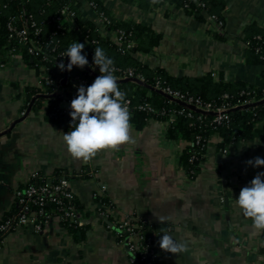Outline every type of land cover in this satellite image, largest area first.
I'll return each instance as SVG.
<instances>
[{
    "label": "crops",
    "instance_id": "0c3cea01",
    "mask_svg": "<svg viewBox=\"0 0 264 264\" xmlns=\"http://www.w3.org/2000/svg\"><path fill=\"white\" fill-rule=\"evenodd\" d=\"M102 1L113 18L140 22L160 34L150 53L134 55L142 65L177 78L211 73L215 80L258 85L261 68L245 62L242 37L250 24L264 28V0H223V26L198 21L166 1L151 2L146 10ZM87 15L96 20L90 11ZM26 85L40 86V76L20 56L6 54L0 62V221L32 174L49 182L60 171L86 214L80 219L84 235L75 241L55 218L37 233L22 226L3 236L0 264H135L128 236L118 227L124 220L146 225L144 241L158 264H264V230H256L234 201L264 172V166L245 163L264 159L263 141H236L222 154L219 137L212 136L199 173L189 177L179 162L186 144L166 138V122L149 120L140 130L131 126V140L119 150H100L84 162L67 151L66 131L44 118L46 104L21 115ZM70 102L65 98L60 107ZM98 198L111 204L107 217ZM160 216L165 223L158 222ZM164 230L186 251H162L158 241ZM151 231L147 239L144 234Z\"/></svg>",
    "mask_w": 264,
    "mask_h": 264
},
{
    "label": "trees",
    "instance_id": "16d2710c",
    "mask_svg": "<svg viewBox=\"0 0 264 264\" xmlns=\"http://www.w3.org/2000/svg\"><path fill=\"white\" fill-rule=\"evenodd\" d=\"M92 2L96 14L103 13L108 23L105 31L109 35L117 33L121 43L117 44L107 37H102L93 20L85 15V7L81 0H0V62L8 53L20 56L23 62L30 69H33L40 76V86L26 85L22 98L23 106L21 112H38L46 104L44 118L63 131H71L70 106L62 108L60 104L63 97L53 88L46 86L44 78L48 77L57 84L64 76L54 59L60 52H66L72 43L78 42L85 45L82 54L91 64L92 69L100 75L99 67L94 65V49L100 47L107 57L114 63L112 67L120 70L131 69L136 76H140L150 87H154L157 80L161 86L169 87L172 91L179 92L185 98L198 99L203 104H209L212 110L224 108L231 110L245 104H252L264 99V28L256 24L248 25L243 31L242 43L244 44V59L249 65L261 68L258 85H251L246 82H229L222 78L214 79L211 73L200 77L177 78L166 73L161 68L150 69L136 60V53L147 54L156 47L160 40V34L154 32L150 27L133 20L121 21L109 15L102 0H85ZM166 1L176 9H181L185 14L193 16L198 21L212 19L216 24L223 26L224 23V1L223 0H158ZM123 4L146 10L151 5V0H120ZM67 9L72 14L66 22L58 21L63 18L62 10ZM31 16L35 27L39 30L34 34V28L29 26V40L26 44L16 39L9 38L7 24L12 19L14 24L19 26L25 19ZM37 46V50L30 54L27 47L31 44ZM69 79L76 77L86 79L91 85L95 78L84 69L73 66L67 71ZM70 85V84H69ZM123 91L125 99L131 103L130 124L137 130L142 129L147 121L156 120L168 124L166 138L170 141H182L186 144L179 156L180 165L184 168L189 177H195L200 171V163L205 158L208 142L212 136L220 139V152L226 146L236 141H251L259 139L264 142V104L247 109H237L228 113V120L220 124L214 122L215 116L199 114L185 109L175 103L166 100L156 92L141 87L135 83L127 82L118 84ZM39 94L47 95V99L37 98ZM142 106L143 109L138 107ZM147 108H150L148 110ZM68 176L56 171L51 181L37 175L31 182L35 185L45 183L58 184L61 180H67ZM22 186L19 190H24ZM61 205L46 203L43 206L45 214H52L60 217L65 210L75 215V223L69 219L59 221L75 241L83 239L84 228L80 225L83 215L81 204L73 197L71 200L60 195ZM102 205L110 206L105 198L97 199ZM34 208V207H33ZM19 207L13 204L7 214L0 221V224L9 217L17 215ZM142 234L146 231L145 224H140ZM4 234L0 231V243ZM264 256V247L260 249ZM135 264L139 262L138 255L135 256ZM155 264H158L156 261Z\"/></svg>",
    "mask_w": 264,
    "mask_h": 264
},
{
    "label": "clouds",
    "instance_id": "9594fccd",
    "mask_svg": "<svg viewBox=\"0 0 264 264\" xmlns=\"http://www.w3.org/2000/svg\"><path fill=\"white\" fill-rule=\"evenodd\" d=\"M153 4L158 0H151ZM83 43L74 42L63 54L68 57L67 68L60 63L61 70L71 71L73 66L83 68L88 64L82 54ZM62 56V57H63ZM94 65L100 75L88 87L78 86L76 97L70 102L71 131L64 133L63 143L69 154L84 162L92 159L100 150H119V146L129 142L131 114L126 107L125 93L118 87L113 74L114 61L107 57L100 47L94 49ZM254 168L264 166V159L255 157L245 162ZM264 172H259L240 190L234 199L236 206L245 217L252 220L256 230H264ZM159 223L166 218L157 217ZM159 248L167 253L177 254L186 251L183 243H177L166 230L158 241Z\"/></svg>",
    "mask_w": 264,
    "mask_h": 264
},
{
    "label": "built area",
    "instance_id": "2783aa9c",
    "mask_svg": "<svg viewBox=\"0 0 264 264\" xmlns=\"http://www.w3.org/2000/svg\"><path fill=\"white\" fill-rule=\"evenodd\" d=\"M81 2L85 7V15L88 18L89 15H87V12L89 13V11L95 15L96 20L94 22L97 26L100 35L102 37L108 36L112 42L120 44L121 38L117 35V33L113 35L112 34L109 35L105 31V26L108 23L107 17L103 13L96 14L94 12L95 6L92 2H87L85 0H81ZM1 7L2 5L0 3V8ZM62 15L63 18L61 19L60 17H58L57 18L58 21L60 20L61 22H66L67 18H71L72 16V14L69 13L67 9L62 10ZM31 19H32L31 16H29L19 26L15 25L14 21L11 19L7 24L9 38L16 39L19 42L26 44L27 41L29 40L30 28H34V34L37 35L39 33V30L35 27V24ZM29 20L31 22L30 28L28 26ZM36 50H37V46L33 43H31L27 47V51L30 54H33ZM64 53L65 52H60L55 55L54 59L57 63H63L64 65L68 63V57L63 56ZM85 66L93 70L89 62ZM114 69L115 71L113 74L116 76L117 79L137 78L143 81V79L140 76H136L133 70L131 69H126V70H120L118 68H114ZM67 76L69 78L68 72H67ZM62 79L63 77L58 80L57 84H54V81L52 79L46 77L44 78V82L46 86L53 88V92H58L59 94L62 95L63 99H65L64 93L67 91V88L69 87V83L65 85H61ZM74 80H76L77 82L76 88H78V86L81 85H83L86 88L90 85L86 79L76 77L74 78ZM154 88L162 91L163 93L171 96L172 98L182 101L188 105L194 106L197 109H200L205 112L216 113L214 118V122L216 124H220L221 122L228 120V114L225 113V111L227 110L224 108H218L216 110H212L209 104H203L202 102H200V100L193 99L191 97L185 98V96L180 94L179 92L172 91L169 87L161 86L159 80L156 81ZM125 102L128 111L131 112L130 100L125 99ZM138 108L143 109L142 106H139ZM147 109L150 110V108ZM21 115H25V112H22ZM227 152H228V146H226L221 151L222 154H226ZM36 176L37 174L34 173L29 177L24 190L15 191L14 204H16L19 207V212L17 213V215L7 218L0 224V231L4 235L22 226H31L32 230L37 233L41 231L52 218H55L58 221L69 219L73 223L76 222L75 215L69 210H65L60 217L52 214H45L43 210V206L46 203H54L56 205H61L62 201L60 200V198L55 197L56 195H60L63 198L69 200L73 198V195L68 188V181L61 180L58 184L45 183L38 186L31 182L34 178H36ZM101 209L103 210L101 214L107 217V215L109 214V207L106 206V207H102ZM118 227L120 230H123L128 236L127 247L130 254L131 262L134 263L136 260L135 256L138 255V259L140 263L155 264L156 262L155 252L149 244L145 243L143 234L140 231L141 226L138 224L137 225L132 224L130 221L124 220L119 224Z\"/></svg>",
    "mask_w": 264,
    "mask_h": 264
},
{
    "label": "water",
    "instance_id": "95a60500",
    "mask_svg": "<svg viewBox=\"0 0 264 264\" xmlns=\"http://www.w3.org/2000/svg\"><path fill=\"white\" fill-rule=\"evenodd\" d=\"M67 64H65V69L67 68ZM82 69H84L86 72H88L91 76H93L94 78H96L97 76H99L98 74H96L93 70H91L89 67L87 66H84ZM64 76H63V79L61 81V85H65V84H70V86L67 88V91L64 93V96L65 98H67L68 100L72 101L75 97H76V94H77V88H76V85H77V82L76 80L74 79H69L68 76H67V70H64ZM127 82H132V83H135L141 87H144V88H147V89H150L154 92H156L157 94H159L160 96L164 97L166 100L172 102V103H175L185 109H188V110H191V111H194L196 113H199V114H209L210 112H205V111H202L200 109H197L196 107L194 106H191V105H188L182 101H179L175 98H172L171 96L169 95H166L165 93H163L162 91L160 90H157L155 89L154 87H150L148 86L144 81H141L137 78H125V79H117V83L118 84H122V83H127ZM39 97H45V96H41V95H38L36 96V98H39ZM35 99V98H34ZM33 99V101H34ZM32 101V103H33ZM264 104V99L259 101V102H256V103H252V104H245V105H242V106H239L237 108H234V109H231V110H227L225 111L226 114L230 113L231 111H234V110H237V109H247V108H250V107H256V106H261ZM29 111V110H28ZM28 113V112H27ZM214 116L216 115V113H212ZM109 224V223H108ZM145 237L147 238L148 236L149 237H152L153 236V231L151 232H147L144 234ZM148 239V238H147Z\"/></svg>",
    "mask_w": 264,
    "mask_h": 264
}]
</instances>
